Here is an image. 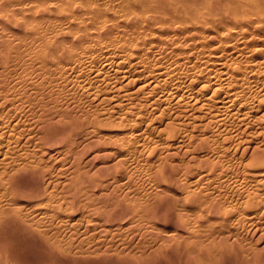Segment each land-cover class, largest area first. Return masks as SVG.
Listing matches in <instances>:
<instances>
[{
    "label": "rangeland",
    "instance_id": "obj_1",
    "mask_svg": "<svg viewBox=\"0 0 264 264\" xmlns=\"http://www.w3.org/2000/svg\"><path fill=\"white\" fill-rule=\"evenodd\" d=\"M99 3L105 9L106 8L116 9V8H120L119 5L122 4V1L99 0ZM60 16L61 15H59L58 17ZM15 17H17L18 20L20 18V16L19 17L15 16ZM58 17L54 18L56 22L53 20L45 21L48 23L47 24L45 22L40 21L42 23L40 22L39 23L36 22L37 24L34 23V25L36 24L35 28L34 26L33 28L31 26L29 27V29H22V30L21 27L19 26H13V23L10 25L8 19H5L4 21H2V23L0 21V24L2 25V27L0 25L1 28L0 35L2 36V37L0 36L2 38V39L0 38V47L2 46V44L3 45L5 44L4 46L7 49L4 50L5 49L4 46H2L1 48L6 54H4V52L0 49V51H2L4 54L3 57L6 58V59L4 58L2 59V57H0V62L2 63V64L0 63V65L1 67H3V68L0 67L1 69L0 70V190L4 191L5 186L8 187L7 192L5 191L2 193L0 192V209L8 208L12 211L10 215H4L2 214V212H0L1 215L0 237L1 239L5 237L3 241H5L6 239L9 240V241L6 240L5 243L10 242V244L12 243L14 244V246H12L13 244L11 245L12 247L9 244H7L9 245L8 247L6 244H4V242H2L4 244L3 246L5 245L7 246L9 253L14 250L13 251L14 254H12L13 252H11V254L12 256L14 255L13 257L16 259L17 263L18 264L20 263L21 264H54L53 261L57 260L58 256H60V258L62 257L61 260L62 261L65 260L66 264H264V214H263L264 213V209H263L264 208L263 207L264 206V176H261L262 172L260 169H257L255 171L249 165L251 159L264 152V88L261 89V87L264 85L263 83L264 80L261 79V78L264 79V74H261V72H263L264 70V66H263L264 64L259 66V64L264 61L263 60L264 46H262L264 45V41H261V39L262 40L264 39V32L262 30H259L258 32V29H254L253 30L254 32L251 29L250 31L253 33L245 29L244 31L239 32L235 30L236 28H233L232 29L233 31L232 30L224 31L222 29L219 30L211 29L205 32L202 31L201 32L202 34L200 33V35L199 34L196 35L197 37L195 36L196 39L195 38L192 39V37H188V38L186 37L189 41L192 42V44L194 42L195 45H197L196 47H199V49L197 48L198 50L195 49L194 51H192L190 50V48L185 47V45H187L186 42L188 40L186 41L184 35L176 34L178 35L179 37L178 38L176 35L172 34L171 32L169 33L166 30L163 31L156 30L153 32L154 34L156 33L155 36L153 37L152 35L154 34L152 32L151 34L148 31L145 34L142 33V35L145 36L143 39L148 43L150 42V44L146 45V48L147 49L149 48L148 49L149 51L145 48L147 51L142 53L145 60L144 58L143 59L140 58L142 54H139V56L138 55L135 57L132 56L128 61H125L128 58V52L124 47L127 46L129 42H132L133 39H134L133 42L138 41L137 39L138 32L130 28H126L127 23L120 22V24H122L120 26H123L122 28L124 29H122L120 26L118 27L119 30L116 29L115 35H117L116 38L118 37V39L116 40L115 44L116 43L117 44L111 47L113 50L108 49L110 48V46L108 47L107 44H106L107 48L105 45H103L105 47H103L102 51H104L106 55L111 54L114 55V57L117 56L116 57L117 59L115 60L117 61V63H119L124 59V64L122 61L120 63L121 65L119 64L120 67L118 66L117 68L115 67L117 64L116 62H114L113 66L108 65L110 68V69L108 68L109 71H112L110 73L112 78L109 77L110 74H106V73L104 74L105 76L106 75L108 76L109 79L107 78V76L105 77L108 80H110L108 81L104 79V75L102 74L101 71L99 72L100 75L99 73L98 75H96L97 74L96 69L98 65L100 66L101 64L102 67L108 64V62L105 61L106 58H102V56L100 57L99 54H96L97 52L95 53L98 56L97 59L98 60L101 59V60L100 62L98 61L96 63V66L93 65L95 64V62L93 63L91 61L92 59L89 58V59H84L86 60L83 61L84 64H82L83 62L81 63L79 61L74 62L76 64L78 63L77 65L80 64L82 67L77 66L75 64V66L77 67L76 69L79 68L78 69L79 71L78 70L70 71L72 68L70 67L69 69H67L69 71L66 70L67 71L66 73L68 75L66 73H63L61 71L62 69L58 71L59 75L58 72H55L56 73L55 74L52 71L54 68L57 69V66H60L59 64L60 61L58 60L57 62V60H55L56 61L55 62L53 60L54 57H52L55 54V51L57 50L56 46L53 43L56 41L55 39L57 38V36L54 33L60 31L61 29L64 32L67 31V33H69L68 31H71V29L72 31H76L75 33L77 34L69 33L66 35V37H69L70 41H74V40L76 41L77 39L82 37V35H84V32L79 31V25H77V22L73 23L74 25H76L73 30L72 28L74 26L73 24L69 25L70 23H68L67 21L62 22L59 20V19L62 20V18H58ZM45 24L46 27L48 26L49 28L48 27L45 28L44 26ZM39 26L42 27L40 28ZM3 27H7L9 31L6 28H4L3 30L2 29ZM47 29H49V31L51 30L50 32L53 31V34H51ZM36 30L38 31V33ZM45 30L48 32L47 35H45L46 33ZM14 31H17V33ZM119 31L121 32L119 33ZM129 31L131 33H129ZM245 31L250 33H246ZM237 32L239 33V35H237L238 34ZM149 33L151 34V37ZM208 33L212 34L210 36L213 39L209 37ZM235 33L237 36H234ZM121 34L122 35L125 34L123 35L124 40ZM243 34L246 37H244ZM247 34H250L251 37L250 35ZM40 35L41 37H39ZM52 35H55V37ZM231 35L235 39L232 38ZM23 36H25V38ZM35 36L36 37L38 36L39 38H36ZM44 36L46 37L44 38ZM126 36L129 39L131 38L129 42ZM160 36H162V39ZM198 36H200L199 39L202 38L203 40H200L199 42L197 40ZM206 36H208L209 39ZM214 36H217V39H215ZM241 36L242 39L238 38ZM19 37L20 39L18 40ZM21 37H23V39H26V41L25 40L23 41ZM155 37L157 38L155 39ZM174 37L177 38L176 41ZM180 38H182V40ZM244 38L247 40H245ZM149 39L152 41L154 39L155 42L152 44L151 41H149ZM238 39L240 40L238 41ZM27 40L33 45V49L30 43H27V45H25L26 43L24 42H28ZM42 40L44 42H42ZM119 40H122L124 42L120 41L122 44L119 42L120 44L119 45L118 44ZM157 40L158 43L164 41L169 42L173 50L174 48L175 50H178L177 49L178 47L183 52H188L190 50L191 52L187 53L188 54L187 56H189L190 58L191 56L194 55L193 53L198 54L199 56L201 55L202 56V57L200 56L201 58L198 57L200 58V60L207 59L209 56L208 55L209 53L201 54L202 50L200 49V45H203L204 44L203 42H207L208 40L212 43L216 40H218V42L219 40H221L220 42L222 41L225 42L223 46L228 51L231 50L230 52L226 50L225 53L223 51L221 54L220 52L221 50L217 51V49L219 50L221 48H224L219 46L217 41L215 42V44L217 43L216 47L214 46L215 48L209 47L212 49V52H214V49L216 50L215 52H217L215 54L212 53V56L218 58L220 55H222V58L219 57L220 60L218 59V61L214 63L215 65L213 64L211 67H215V66L216 68L222 67L225 68V70L227 69L226 71L230 73L231 72L230 70L237 68L233 66L235 65L237 66V63L238 65L241 64L242 71L243 69L245 70L243 72H245L246 76L243 73L244 77H242L241 75L235 79L236 83H238L239 82L238 80L240 79L242 82L244 81L241 86H240L241 81L238 83L239 85L237 87L233 86V88L232 85L230 86L231 88L227 87L229 86L227 85L229 83L226 82L220 81L222 83L219 84L220 82H218V84L223 85L230 90L234 89L236 91L234 92L236 94L235 95L236 98H240L242 95L246 94L245 96H242L239 100L241 101V103H243L244 99L247 100V98L249 97L247 100L248 104L246 106V108L249 109V111L244 110V112L247 111L250 112V115L248 116L249 117L252 116V117L249 118L248 116L240 113L239 115L234 114L233 117L229 118L230 119L228 121L229 123L225 121L224 122L226 124L222 123L223 126L222 124L221 126H216L211 123V125L215 126L214 128L213 126L208 125L209 121L211 122V119L209 118L211 116H207L209 114L208 112L211 111L210 108L213 109L212 108L213 105L208 107L205 106V108H207V111L205 110V108L201 109L203 110V112L202 111L199 112L200 109L198 110V112L195 110V114H194L193 112L194 110L193 111L190 110L194 108L193 106H192L193 108L190 107L194 103L193 99L192 102H190L191 98H189L190 100L188 99L189 101L188 106L186 105H184L183 107L181 106L183 110L180 107L176 108L177 106L175 105L173 106L174 104L173 102L172 104L171 103L170 104L171 107L173 106L172 107L173 109L176 108L174 109V111L171 109L170 104H168L169 106L165 104L166 107L163 104L162 106H160V108H157V110L154 109L157 107V106L155 107L156 98L158 99V97L162 98V97H166L167 95L168 96L174 95V90H172L173 88L167 84L165 86L163 80L159 81L158 83L156 82L153 83L154 73L151 72H153L152 70L156 69V66L161 65L158 62L159 60L157 61V59H155L157 56L159 57V52H160L157 46L154 47ZM79 41H81V39H79ZM209 41L207 43H209L211 46L212 43H210ZM253 41L255 42L252 43ZM19 42L21 43L20 48H19L20 45ZM236 42H238V44H236ZM250 42H251V46H250ZM180 43H182L184 47L179 45ZM187 43L189 44L190 42ZM12 45H15V47H13ZM36 45L37 47H34ZM25 46H27L28 48ZM42 46L44 47V49H42ZM232 47H238V48L233 49ZM18 48L20 49V53L22 51V54L24 56L22 54H19ZM114 48H115V52H114ZM209 48L207 49L208 51H210ZM240 48H242L244 52L247 53V55L244 52L242 53L243 50ZM25 50L26 52L24 54ZM34 50H36V52ZM175 50L173 52L174 54L168 52L170 51L169 49L166 50L165 55L166 53H168L167 55H169L170 53L169 57L167 56L168 59L174 55H175L174 57L177 58L176 54H178L179 51L175 52ZM245 50H248L249 52ZM261 50L263 54H260ZM59 51L57 52V54L59 53ZM108 51H110L111 53ZM197 51H199V53ZM12 52L14 53L12 54ZM43 52L44 54H42ZM17 53L19 54L20 58L24 57L23 62L22 59L20 60V58L17 56L18 55ZM37 53L38 54L41 53L42 55L45 56L41 58L42 55L41 54L38 55ZM116 53L117 54L119 53L118 54L119 56ZM122 53H124V56ZM145 53H147V55ZM231 53H233L234 55ZM235 53L236 54L239 53V55L237 54L238 56H236ZM241 53L242 55H240ZM26 54L28 55L26 56ZM31 54L33 55L37 54V58L39 60L40 58L43 60L39 62L42 63L43 66L42 64L38 63V60L36 59V55L32 56ZM149 54L151 55V57L149 56L150 58L148 57ZM205 54H206V58H204ZM30 55L33 58V61H35V63L38 64V65L36 64L37 67L34 65L35 63L33 61L32 62L30 61L32 60V58L30 59ZM187 56H185L186 58L184 56L180 57V59H182V62L187 63V65L185 64L186 67L185 66L183 67L188 68L192 65L196 67V65L193 64L196 61L198 62V63L196 62V64L199 65L201 64L199 63L200 60H198L196 55L192 57L191 61L190 58H188L189 60H187ZM16 57L18 58V60L16 59ZM34 57L37 60V62L36 60H34ZM231 57H233V59L237 58V60L234 61ZM13 59L15 60L14 64H13L14 62ZM226 59L227 60L230 59V62L227 61ZM89 60L91 63L89 62ZM139 60L141 61L140 63ZM142 60H144L145 62H143ZM221 60L222 61L226 60V61L224 63ZM25 61L26 63H24ZM163 61L165 60H162V62ZM43 62L46 63L44 64ZM64 62L68 63V61L66 60ZM155 62L159 64L156 65ZM19 63L20 64L23 63V64L20 65ZM27 63L33 67V71L31 70L32 67L30 69V66H28ZM89 63L91 65V68L89 66ZM137 63L138 65L136 66ZM219 63H221L220 64L221 66L218 65ZM226 63H228L230 66L227 65ZM22 65L26 66L25 69L27 70L29 69V70L26 71ZM153 65H154V69H152ZM5 66H7L11 71H13L12 69H15L14 71H17V73L16 72L14 73V71L12 73L9 69L7 70V67ZM11 66H13V68H10ZM16 66L18 68L20 66L21 67L20 69H18ZM46 66L49 68L48 69L49 72H47V70L46 71L44 70L47 69ZM49 66L53 69H50ZM228 66L230 68H228ZM43 67L44 69L42 70ZM83 67L84 68L86 67V69H83ZM260 67L263 70L262 69L258 70L256 71L257 72L256 73L255 70H257V68L260 69ZM132 68L136 69V71L132 70ZM21 69H23L24 71L22 70L21 72ZM56 69H54V71ZM116 70H118V72L120 73L125 72L127 73V75L123 76V74L120 75V73H117L118 76L115 77L116 73L114 72ZM192 70H194V72ZM196 70L197 69H190L191 72L189 73H195ZM43 71L46 75L47 73H49L50 75L54 73L56 76L54 74L53 76L57 78L48 75V77H50L48 79L47 76H45V74L42 73ZM132 71L135 73L133 74ZM181 71H183V69ZM7 72H9L8 75L13 74L14 77L13 75H9L8 78V75L7 76L4 75ZM19 73H21V75L18 76ZM60 73H62L63 75ZM258 74L260 75L258 76ZM60 76L62 78H60ZM67 76H69V78ZM99 76L102 77V79L100 78L101 80L104 79L105 81L103 80L102 82L100 80L99 82L98 79ZM249 76L250 79H248ZM19 77L20 79L21 78L22 79L20 80ZM30 77L33 78L29 80ZM63 77L64 78L66 77V79H64ZM89 77L90 78L94 77L92 81L93 84L90 81ZM52 78L54 79V83L56 84L53 83ZM78 78H80L79 80L81 82L78 80ZM55 79H58L59 81L58 80L56 81ZM63 79L66 81L70 79L71 81L69 80L66 82ZM62 80L64 81L63 84H61ZM84 80L85 83L87 81L86 84H88V86L84 84ZM129 80L132 81L130 85L129 83H127L130 82ZM134 80L136 81L133 82ZM258 80H262V82L261 81L258 82ZM77 81L80 83H78ZM94 81L96 83H94ZM97 81L99 83H97ZM29 82L34 86L33 85L31 86L30 84L31 86L30 87L28 85ZM68 82L69 83L71 82V84L75 83L76 85L68 84ZM174 82H178V80ZM248 82H250V84ZM58 83L61 85H57ZM115 83L117 86L115 85L116 87L112 89V86ZM126 83L128 86L126 85ZM82 84L86 86L84 87ZM90 84L92 85L90 86ZM97 84L99 86L101 85L100 87H103V89L97 87L98 86ZM186 84L188 86L189 81H187ZM247 84H249V88ZM26 85L28 86L26 87ZM161 85L162 88L166 87V89L167 88L168 89L166 90L165 88H163V91H161L159 89L161 88ZM63 86L65 88L64 90H62ZM80 86L81 87L83 86V88H81ZM105 86L107 87V89H105L106 88ZM123 86L125 89L122 88ZM96 87L97 89L99 88L100 91L96 90ZM68 88L69 90H71V92H68L69 91ZM88 88H90V90ZM92 88L94 89L92 90ZM216 88L217 87H215V89ZM108 89H110L111 91ZM117 89L118 90L120 89L122 94H120V92ZM51 90L53 92L55 91L54 92L55 94ZM56 90L57 91L59 90V92H57ZM84 90L87 91L88 93L87 92L85 93ZM113 90L115 91V93L113 92ZM116 90L118 92H116ZM240 90L243 92V94L242 92H240ZM246 90L249 93L248 92L246 93ZM67 92L70 93V95ZM131 92L133 93L132 96L130 95ZM157 92L159 93L157 94ZM118 93L119 96H117ZM183 93L187 95L188 89L182 90L181 92L179 91L176 92L177 96L182 95ZM238 93H240L241 95L240 94L238 95ZM51 94H53V96ZM197 94L195 92L193 94V97H196ZM122 95H124L125 97H123ZM149 95L150 97L148 100L147 96ZM113 96L117 100L119 99V101L112 98ZM120 96L125 98V101H123V99ZM130 96L133 99L130 98ZM71 97H75V98H71ZM111 98L112 100H110ZM127 99L130 101H128ZM153 99L155 100V102ZM113 100L116 101L112 103ZM239 100L238 102H240ZM75 102L78 104H82V103L83 104L82 105L76 104L77 105L76 106ZM111 103L114 106L116 105V107L115 108L112 107L113 105H111ZM117 105L118 106L121 105L122 109L120 108V106L118 108ZM248 105L249 107L251 106L250 107L251 109L248 107ZM78 106H80L79 107L80 110L77 108ZM163 107L166 109H163ZM253 107L255 108L253 109ZM100 108H102L103 111L102 109L99 110ZM76 109L79 112L76 113ZM56 110L57 111L60 110L61 113L65 112L63 116L66 119L61 115V113H58L59 111L57 112ZM82 110H84L85 112L88 111L89 118L88 117L85 118L87 113L83 114ZM90 110L92 111L91 113ZM112 110L116 112L115 113L113 112V114H111ZM184 110L185 112H187L186 110L188 111L190 110V112L186 114L183 112ZM70 111H73V113L75 112L76 114L75 113L74 114L76 116ZM104 111L108 112L110 116L108 114H105L106 116L101 115V113L103 114ZM156 111H158V113ZM97 112L99 113V115ZM134 112H137L136 114L138 117ZM204 112L208 114L207 115L205 114L206 117L203 118L202 114L204 115ZM66 113H68V115ZM93 113L95 114L93 115ZM162 113L163 114L165 113V115H163V118L161 117ZM58 114L62 117V118L60 117L61 119L59 117L56 118L57 117L56 115ZM65 114L67 117L70 116L71 120L73 119V115L75 117L74 119L77 120V118H79L77 124L75 123L76 121L73 122V120L71 121L70 119H68L70 117L67 118ZM70 114H72V116ZM190 114L192 118L187 117L188 115L190 116ZM80 115L82 117L84 115L85 116L82 118ZM126 115L129 116H127L126 118ZM139 115H141V117ZM159 115L161 116L157 119ZM209 115H211V113ZM230 115L231 114L225 117L226 121L228 117H230ZM235 115H237V117L239 116V118H237ZM175 116L177 117V119L179 117L180 118L177 120ZM95 117H99L101 119L104 118L110 119L107 121H109L112 124L101 127L100 125H95L93 123V119ZM195 117L201 119L206 118L205 120L207 121L203 119L202 120L198 119L200 120V122L202 121L201 123H199L198 120H194L197 119ZM54 118L55 120H53ZM160 118H162L163 120L162 121L159 120ZM58 119L61 120V122H59ZM62 119L65 120L62 122ZM240 119L241 120L244 119V120L241 121ZM69 120L70 122H68ZM233 121L236 122L238 121L237 122L238 124ZM240 121L242 124L240 123ZM55 122L57 123L54 125V128L48 125L49 123L50 125H53V123ZM64 122H66V124H64ZM71 122H73V125ZM67 123H70L69 124L70 126ZM74 123L78 125L77 127L79 128L74 127L75 126ZM201 124L202 126L196 127ZM66 125H68L69 127L68 126L66 127ZM47 126L50 129H56V130H50L48 129ZM61 127L64 128V129L62 128L63 130L67 129L65 130L66 132L63 131L62 129H61L62 131L59 130ZM82 127H84V129ZM92 127L93 129H91ZM87 128L88 129L90 128L89 131ZM95 128L104 130L105 134L103 133L104 134L103 135L98 131L100 135L97 132H95L94 135L93 132L95 131ZM223 128H225L226 130ZM57 130L58 133H56ZM71 130L72 132L74 131L73 134L71 133ZM174 130L177 133V137L175 138L174 135L172 134ZM45 131L49 135L45 136ZM51 131H53L56 135L57 134L58 135L52 137L50 133ZM60 131L61 133H65V135L63 134V137L61 136L62 134L60 133ZM86 131L87 134L85 135L84 133H86ZM68 133H70L71 136ZM115 134L118 135L116 136ZM101 135H103V137ZM130 135L132 136V138H130L131 137ZM49 136H51V139ZM84 136L87 138H85ZM108 136L111 139H109ZM47 137L49 138V140ZM64 137L67 140H65ZM105 137H107L108 139ZM127 137H129L130 139ZM182 137L183 139L181 140L180 138ZM184 137L186 139H184ZM207 137H211V138L213 137V138L207 139ZM125 138H127L128 140L127 139L125 140ZM121 141L123 142L122 144ZM126 141H128V143H126ZM132 142L135 143L138 142L136 144L133 143L135 144L134 146L137 149L132 147L133 146ZM124 144L126 146L129 145L130 147H127L126 149V146ZM215 146H217V148H215ZM220 147H221V151H220ZM129 148L131 150H129ZM212 148H214V151ZM222 151L223 153H221ZM127 152L129 153L127 154ZM133 153L136 155H134ZM128 157L129 159H127ZM124 158H126L127 160ZM123 159L125 161H123ZM138 160L140 162L137 163ZM25 165L29 167H26ZM24 166L27 168V170H25L26 168ZM263 166L264 163L261 162H257L255 165L256 168H260ZM17 171L20 173H18ZM16 174L17 176L22 174L28 177L26 178L20 175V177L18 178L16 177ZM28 174H31L30 177ZM14 175L17 179L14 177ZM21 177L23 179H21ZM12 178H13V182L12 180H10ZM14 180H17L18 182ZM22 180L24 183L22 182ZM198 180L200 181L199 183L196 182ZM15 182L16 183L20 182V184H16ZM9 183L12 184L10 185ZM240 183L242 186L239 185ZM235 184H237L236 186H238V188L242 191H239L238 188L235 186ZM9 186L12 187L13 190H11ZM219 187H221L222 189ZM225 187H228L229 190ZM225 189L228 190L229 193H227L228 191H225ZM230 190L233 191V194L232 191ZM225 193L227 195L229 194L228 197ZM234 194L235 197L233 196ZM212 196H214V200L210 201L212 200L211 198H213ZM220 196L221 198H219ZM240 196L241 198L239 199ZM192 198L195 200H193ZM219 199L220 200L222 199V201H219ZM244 199L246 200L245 201L246 203H244ZM207 201L208 204L206 205ZM219 202L220 203L223 202V204L220 205ZM242 202L244 203L243 206H241ZM250 202H254L252 208H250L249 205ZM222 205L224 206L223 209H222ZM201 206L203 207L201 208ZM237 207L238 209H236ZM144 208L145 210H142ZM170 209L172 211L171 214H170L171 212ZM255 212L258 214V216H256L257 214ZM243 213L245 216L241 215ZM20 215L23 218L20 217ZM26 219L28 220V222L26 221ZM32 220L35 224L32 223ZM178 221L180 225L178 224ZM29 222L30 224L31 223L32 224L30 225ZM218 222L220 223V225L218 224ZM208 223L209 225H212L211 228H209L210 226L208 225ZM13 224L14 227H12ZM7 226L10 228H8ZM20 226H21L20 230L23 229L22 230L23 232L19 231ZM38 226L40 228H38ZM26 227H29L30 229ZM35 227H37L38 229ZM190 227L192 229L194 228V230L190 229ZM24 228L30 230L31 232L28 230L27 231L24 230ZM7 229L9 230V232L7 233L9 234H6V231H8ZM44 234L46 235L47 239H45L46 238L45 236H42ZM8 235H10L11 238L13 236L14 240H11V238H9ZM162 236L164 239H162ZM167 238H169L170 240H168ZM21 240L23 241V243H21L22 242ZM50 241L54 246L51 244ZM57 241L58 243L57 245H55ZM61 241H63L64 243H62ZM61 244H63V246H61ZM49 245H51L50 247H53V249H51ZM10 247L13 250L9 249ZM45 247H47V249ZM61 247L62 248L65 247L66 249L64 250L63 248L62 250ZM66 250L67 252H65ZM61 253L64 255H62ZM55 254H58V256L56 257ZM54 256H55V260L54 258L53 260H51L52 259L51 257ZM69 258L71 259L69 260ZM18 259L21 260L20 263L18 262ZM58 260L60 259L58 258ZM66 260H68V262ZM16 261L14 262L16 263ZM57 261L55 264H65L63 262L60 261L57 262Z\"/></svg>",
    "mask_w": 264,
    "mask_h": 264
},
{
    "label": "bare ground",
    "instance_id": "obj_2",
    "mask_svg": "<svg viewBox=\"0 0 264 264\" xmlns=\"http://www.w3.org/2000/svg\"><path fill=\"white\" fill-rule=\"evenodd\" d=\"M115 1V0H114ZM122 1V4L121 5H119V7L120 8H116V9H105L104 7H102V5L99 3V0H0V21H1V23H2V21H4L5 19H8V22L10 23V25L13 23V26H19V27H21V30L22 29H29V27H31L32 26V28H33V26H34V28H35V25L37 24L36 22H40V21H42V22H45V21H50V20H53V21H55V17H58L59 15H61L60 17H58V18H62V20L61 19H59L60 21H67L68 23H70L69 25H71V24H73V23H75V22H77V25H79V31H82V32H84V35H82V37H80L79 39H81V41H79V39H77L76 41L74 40V41H70V39H69V37H66V35L67 34H71V33H74V34H77V33H75L76 31H72V29H71V31H68L69 33H67V31L66 32H64L62 29L60 30V31H57L56 33H54L56 36H57V38L55 39L56 41L55 42H53L54 43V45L56 46V48H57V50L55 51V54L52 56V55H50V56H52V57H54V61L55 60H57V62H58V60L60 61L59 62V64H60V66H57V69L56 68H54V69H56L55 71H54V69L53 68H51L50 66V69H53L52 71L55 73V72H58V71H60V69H62L61 71L63 72V73H66L67 71H69V70H67V69H69L70 67H72L71 68V70L70 71H72V70H78V69H76L77 67L75 66V64L76 63H74V62H83V61H86V60H84V59H89V58H91L92 60V62L94 63L95 62V64H93V65H95L96 66V63L99 61L100 62V60H98L97 58H98V56L96 55V54H99V56L101 57L102 56V58H106V62H108V64H106V65H104V66H102L101 67V64L100 63H98V64H100V66L98 65V67H97V69H96V75H98V73L101 71L102 72V74L104 75L105 73L106 74H110L112 71H109V66L108 65H112L113 66V64H114V62H116L117 63V61H115L117 58V56H115L114 57V55H106L105 53H104V51H102L103 50V47H105L106 46V44L108 45V47L110 46V48H108V49H111V50H113L111 47H113L114 45H116L115 44V42H116V40L118 39V37L116 38V36L117 35H115L116 34V29H118L119 30V26L120 25H122V24H120V22H123V23H127L126 24V28H130V29H132V30H134V31H136V32H138L137 33V39H138V41L137 42H133V40H132V42H129V40L131 39H129L128 37H129V35H128V44H127V46H125L124 48H126V51L128 52V58L126 59L125 57V61H128L132 56L133 57H135V56H139V54H142L143 52H145V51H147L148 49L146 48V45H148V44H150V42L148 43V42H146L143 38L145 37L144 35H142V33L143 34H145V33H147L148 31L151 33H153L154 31H156V30H161V31H163V30H166V31H168L169 33L171 32L172 34H174V35H176V34H181V35H184L185 36V38L187 37H192V39L193 38H195V36L196 35H200V33L203 31V32H205V31H208V30H211V29H222V30H224V31H231L233 28H236L235 30H237V31H239V32H241V31H244V29L245 30H251L252 29V31L254 30V29H258V32H259V30H262L263 32H264V0H121ZM39 14V15H38ZM15 16H20V18H19V20H18V18L17 17H15ZM12 17V18H11ZM17 18V19H16ZM57 20V19H56ZM42 22H40V23H42ZM56 22V21H55ZM61 22V23H62ZM34 23H36L35 25H34ZM45 23H47V22H45ZM58 23V22H57ZM60 23V24H61ZM48 24V23H47ZM1 25V24H0ZM41 25H43V24H41ZM53 25V24H52ZM74 25V24H73ZM3 26H4V24H3ZM38 26V25H37ZM45 26V28H47L46 27V24L44 25ZM56 26V25H55ZM75 26L76 25H74L72 28H73V30H74V28H75ZM1 27H2V25H1ZM40 27V26H39ZM42 27V26H41ZM40 27V28H41ZM121 28L123 27V26H120ZM4 28H6L7 30H8V28L7 27H3L2 29L4 30ZM49 28V27H48ZM53 28V27H52ZM120 28V29H121ZM1 29V28H0ZM19 29V28H18ZM38 29V28H37ZM51 29V28H50ZM55 29V28H54ZM54 29H52V30H54ZM59 29H60V27H59ZM122 29H124V28H122ZM129 29V30H130ZM6 30V31H7ZM30 30H31V28H30ZM44 30V29H43ZM48 31H49V29H47ZM76 30V29H75ZM127 30V29H126ZM125 30V31H126ZM143 30V31H142ZM5 31V32H6ZM9 31V30H8ZM37 31V30H36ZM40 31V30H39ZM46 31V30H45ZM51 31V30H50ZM49 31V32H50ZM78 31V32H79ZM124 31V30H123ZM122 31V32H123ZM215 31V30H214ZM233 31V30H232ZM261 31V32H262ZM14 32H16L17 33V31H14ZM31 32H32V30H31ZM41 32H42V30H41ZM118 32V31H117ZM121 31H119V33H120ZM219 32V31H218ZM236 32V31H235ZM246 33H250V32H247V31H245ZM254 32V31H253ZM253 32H251V33H253ZM0 33H1V31H0ZM16 33H14V34H16ZM20 33V32H19ZM36 33V32H35ZM37 33H38V31H37ZM36 33V34H37ZM51 34H53V31L52 32H50ZM125 33V32H124ZM127 33H128V31H127ZM129 33H131L130 31H129ZM149 33V34H150ZM151 33V34H152ZM164 33V32H163ZM234 33V32H233ZM238 33V32H237ZM44 34V33H43ZM48 34V32L46 31V33H45V35H47ZM50 34V35H51ZM83 34V33H82ZM126 34V33H125ZM125 34H123V35H125ZM151 34H150V37H151ZM154 34V33H153ZM156 34V33H155ZM155 34L154 35H152L153 37L155 36ZM202 34V33H201ZM209 34V33H208ZM207 34V35H208ZM225 34H227V33H225ZM224 34V35H225ZM232 34V33H231ZM241 34V33H240ZM258 34V33H257ZM21 35V34H20ZM38 35V34H37ZM55 35H52V36H54L55 37ZM73 35V34H72ZM122 35V34H121ZM123 35H122V38H123ZM157 35H158V33H157ZM210 35H212V34H209V37H211ZM221 35H223V34H221ZM237 35H239V33L237 34ZM236 35V33L234 34V36H237ZM247 35H250V34H247ZM259 35V34H258ZM257 35V36H258ZM260 35H261V33H260ZM1 36V35H0ZM27 36V35H26ZM31 36H33V35H31ZM49 36V35H48ZM51 36V37H52ZM74 36V35H73ZM73 36H72V38H73ZM120 36V35H119ZM166 36V35H165ZM165 36H163V37H165ZM177 37H178V35H176ZM175 36V37H176ZM183 36V37H184ZM220 36V35H219ZM226 36V35H225ZM243 36H244V34H243ZM253 36V35H252ZM254 36H255V33H254ZM2 37V36H1ZM0 37V38H1ZM4 37H6V36H4ZM24 38H25V36H23ZM23 37H21V39H23ZM36 37V36H35ZM34 37V38H35ZM39 37H41V35L39 36ZM38 36L36 37V38H39ZM46 36H44V38H45ZM71 37V36H70ZM125 37V38H126ZM131 37H132V35H131ZM161 37V39H162V36H160ZM167 37H169V36H167ZM166 37V38H167ZM171 37V36H170ZM174 37V38H175ZM182 37V38H183ZM197 37V36H196ZM199 37L200 36H198V41L200 42V40H203L202 38L201 39H199ZM203 37H204V34H203ZM206 37H208V36H206ZM205 37V38H206ZM209 37H208V39H209ZM215 37V39H217V36H214ZM230 37V36H229ZM231 37H232V35H231ZM244 37H246V36H244ZM250 37H251V35H250ZM250 37H247V38H250ZM260 37V36H259ZM263 37V36H262ZM261 37V38H262ZM28 38V37H27ZM30 38V37H29ZM33 38V39H34ZM148 38V37H147ZM157 37H155V39H156ZM179 38V37H178ZM182 38H180L181 40H182ZM186 38V41L188 40ZM232 38H234V37H232ZM237 38V37H236ZM238 38H240V39H242V36L241 37H238ZM253 38V37H252ZM2 39V38H1ZM20 39V37L18 38V40ZM31 39V38H30ZM32 39V40H33ZM43 39V38H42ZM48 39H49V37H48ZM87 39H88V42H87ZM120 39V38H119ZM136 39V38H135ZM176 39L177 38H175V41H176ZM184 39V38H183ZM196 39V38H195ZM211 39H213L212 37H211ZM214 39V40H215ZM235 39V38H234ZM240 39H238V41L240 40ZM245 39V38H244ZM254 39V38H253ZM252 39V40H253ZM260 39V38H259ZM5 40V39H4ZM4 40H2V41H4ZM8 40V39H7ZM26 41V39H23V41ZM35 40V39H34ZM39 40V39H38ZM44 40V39H43ZM42 40V42H44ZM53 40V39H52ZM71 40H73V39H71ZM123 40H124V38H123ZM163 40H165V39H163ZM185 40V39H184ZM184 40H183V42H184ZM191 40V39H190ZM214 40H211V41H214ZM245 40H247V39H245ZM251 40V41H252ZM255 40V39H254ZM21 41V40H20ZM28 41V40H27ZM31 41V40H30ZM51 41V40H50ZM120 41H122V40H119L118 41V44H119V42ZM149 41H151V43L153 44L154 42H155V40L153 39V41L152 40H150L149 39ZM170 41V40H169ZM179 41V40H178ZM178 41H177V43H178ZM192 41H195V40H192ZM209 41V40H208ZM207 41V42H208ZM217 41V43H218V45L219 46H221V47H224L223 45H224V43L225 42H220L221 40H219V42H218V40H216ZM216 41H214L213 43L212 42H210V43H212V45L210 46V44L209 43H207V42H203L204 44L203 45H200V49L202 50V53L201 54H203V53H209L207 56H208V58L207 59H201L202 61H203V63H202V61L200 60V58L202 57L201 55V57L198 55V54H195V53H193L194 55H198L197 56V58L198 57H200V58H198V60H200V62L199 63H201L200 65L199 64H196V62L195 63H193V64H195L196 65V67H194L193 65V68H192V66H190V67H188V68H190V69H197L196 71H195V73H189V72H191L190 71V69H188V68H185L186 67V65H187V63H184V62H182V59H180V57H185V56H187L188 54L187 53H189V52H191L190 50H192V51H194L195 49H199V47H196L197 45H195V43L193 42V44H192V42L191 41H187V42H190L189 44L186 42V44L187 45H185V47L186 48H190V50L188 51V52H183V51H181L180 49H179V47L177 48L178 50H175V48H174V50H175V52H177V51H179V53L178 54H176L177 55V58H179V59H177V58H175L174 56H171L169 59L167 58V56L169 57V55H170V53H169V55H167L168 53H166V55H165V52H166V50L167 49H169L170 51H168V52H171V53H173L174 52V50L172 49V47L170 46L171 44L169 43V42H161V43H158V40L156 41V43H155V45H154V47L155 46H157L158 48H159V59L156 57L155 59H157V61L161 64V65H159V66H156V69H154V65H153V67H152V69H154V70H152L153 72H151V73H154L153 74V83L154 82H156V83H158L159 81H161V80H163L164 82L163 83H165V86H166V84L167 85H169V86H171L173 89L172 90H174V95H172V96H166V97H162V98H160V97H158V99L156 98V105H155V107L156 108H154V109H156L157 110V108H160V106H162L163 104H164V106H165V104L166 105H168V104H172V102L174 103L173 104V106L175 105V106H177L176 108H178V107H180L181 108V106L183 107L184 105H186V106H188V104H189V101H188V99L189 98H191V100H190V102H192V99L194 100V103L190 106V107H192L193 109H190V108H188V109H190V110H194L193 112H194V114H195V110L198 112V110H199V112L200 111H202L203 112V110H201V109H203V108H205V106H212V108L213 109H211L210 108V112H208L209 114L211 113V115H209L208 113V115L205 113L206 111H207V108H205V112H204V115L202 114V117L204 118V117H206L205 116V114L207 115V116H211V117H209L210 119H211V122L209 121V126H213V125H211V123L212 124H214V125H216V126H221V124L222 123H225V122H228L230 119L229 118H231V117H233V115L234 114H238L239 115V113L240 114H243V115H246V116H248V115H250V112H248L249 111V109H247L246 108V106H247V104H248V102H247V100H248V98H247V100H245L244 99V102L243 103H241V101L239 100L242 96H245V95H242L240 98H236V94L234 93V92H236L234 89L233 90H230V89H228L227 87H230L231 85H232V88H233V86H235V87H237L239 84V82L241 81V79L240 80H238L239 82L238 83H236L235 82V79L237 78V77H239V76H241L242 75V77H244V75H245V72H243V71H245L244 69H243V71H242V67H241V64H239L238 65V63H237V66L235 65V66H233V67H237V68H235V69H233V70H230L231 72L230 73H228V71H226L225 70V68H222V67H217L216 68V66L215 67H211L215 62H217L218 61V59L220 60V58H222V55H220L218 58L217 57H214V56H212V53L213 54H215V53H217V52H215L216 50L214 49V52H212V47H216V45H217V43L215 44V42ZM243 41V40H242ZM257 41V40H256ZM261 41H264V39L262 40L261 39ZM9 42V41H8ZM10 42H11V40H10ZM39 42V41H38ZM122 42H124V41H122ZM181 42V41H180ZM227 42V41H226ZM228 42H229V40H228ZM241 42V41H240ZM245 42V41H244ZM255 41H253L252 43H254ZM5 43V42H4ZM20 43V42H19ZM24 43H26L25 45H27V43H30L29 41L28 42H24ZM35 43H37V42H35ZM34 43V44H35ZM121 43V42H120ZM176 43V42H175ZM220 43H221V45H220ZM233 43V42H232ZM235 43V42H234ZM243 43V42H242ZM31 44V43H30ZM29 44V45H30ZM43 44V43H42ZM122 44V43H121ZM157 44V45H156ZM197 44V43H196ZM208 44V45H207ZM228 44V43H227ZM230 44V43H229ZM236 44H238V42H236ZM256 44V43H255ZM259 44V43H258ZM5 45V44H4ZM3 44H2V46H4ZM10 45V44H9ZM19 45V44H18ZM17 45V46H18ZM103 45H105V46H103ZM120 45V44H119ZM179 45H181V46H183L184 47V45L182 44V43H180ZM199 45V44H198ZM233 45V44H232ZM232 45H230V46H232ZM235 45V44H234ZM244 45V44H243ZM243 45H241V46H243ZM245 45H246V43H245ZM244 45V46H245ZM2 46L0 47V49L2 48ZM13 47H15V45H12ZM20 46H21V43H20V45H19V48H20ZM31 46H32V49H33V45L31 44ZM44 46V45H43ZM42 46V49H44V47ZM225 46H226V44H225ZM238 46V45H237ZM249 46V45H248ZM250 46H251V42H250ZM252 46H254V45H252ZM259 46V45H258ZM262 46H264V45H262ZM5 47V46H4ZM25 47H27V46H25ZM24 47V48H25ZM34 47H37V45L36 46H34ZM38 47H39V45H38ZM153 47V46H152ZM209 47H211V48H209ZM214 47V48H215ZM218 47V46H217ZM18 48V49H19ZM22 48V47H21ZM28 48V47H27ZM106 48H107V46H106ZM116 48V47H115ZM115 48H114V52H115ZM147 50H146V49ZM157 48V49H158ZM210 49V51H208L207 49ZM233 49H236V48H238V47H232ZM252 48V47H251ZM4 49V48H3ZM11 49H12V47H11ZM39 49H41V48H39ZM59 49H60V51H59ZM197 49V50H198ZM217 49V48H216ZM232 49V50H233ZM240 49H242V48H240ZM245 49V48H244ZM2 50V49H1ZM4 50H7L6 49V47H5V49ZM15 50H16V48H15ZM14 50V51H15ZM200 50V51H201ZM221 50V51H220ZM227 49L224 47V48H221V49H217V51H220L221 52V54H222V52L224 51V53H225V51H226ZM237 50H239V49H237ZM243 50V49H242ZM3 51V50H2ZM2 51H0V55H2V56H0V57H2V59L4 58V59H6L5 57H3L4 56V54H6L4 51V54H3V52ZM35 52H36V50H34ZM41 51V50H40ZM39 51V52H40ZM42 51H44V50H42ZM46 51V50H45ZM59 51V53L57 54V52ZM106 51H107V49H106ZM105 51V52H106ZM125 51V52H126ZM149 51V50H148ZM228 51V50H227ZM231 51V50H230ZM230 51H228V52H230ZM245 51H248V50H245ZM2 52V53H1ZM17 52V51H16ZM18 52H19V54H22V51H21V53H20V49L18 50ZM25 52H26V50L24 51V54H25ZM37 52H38V49H37ZM97 52V53H96ZM100 52H101V54H100ZM108 52H110V51H108ZM107 52V53H108ZM150 52H151V49H150ZM153 52V51H152ZM196 52V51H195ZM198 53H199V51H197ZM219 52V53H220ZM234 52V51H233ZM237 52V51H236ZM239 52V51H238ZM244 52V50L242 51V53ZM249 52V51H248ZM250 52H252V51H250ZM260 52V51H259ZM11 53V52H10ZM14 52H12V54H13ZM96 53V54H95ZM111 53V52H110ZM191 53V54H192ZM224 53H223V55H224ZM242 53L240 54V55H242ZM244 53H246V52H244ZM18 54V53H17ZM19 54L17 55L18 57H19ZM38 54V53H37ZM37 54H31L32 56H35L36 55V59L38 60V63L39 62H41V61H43L41 58L43 57V56H45V55H42V54H44V52L41 54V53H39V54H41L42 56H41V58H40V56H39V58H40V60L37 58ZM38 54V55H39ZM114 54V53H113ZM117 54V53H116ZM119 54V53H118ZM117 54V55H118ZM123 54V56H124V53H122ZM146 55H147V53H145ZM158 54V53H157ZM174 54V53H173ZM172 54V55H173ZM184 54H186V55H184ZM192 54V55H193ZM231 54H233V53H231ZM238 55H239V53H237ZM236 53H235V55L236 56H238ZM257 54V53H256ZM260 54H263L262 53V50H261V53ZM23 55V54H22ZM21 55V56H22ZM28 54H26V56H27ZM31 55H30V59L32 58L31 57ZM127 55V54H126ZM146 55H144V56H146ZM194 55L193 56H191V58L189 57V56H187V60H189L188 58H190V61H191V59H192V57H194ZM234 55V54H233ZM244 55V54H243ZM246 55H247V53H246ZM14 56V55H13ZM24 56V55H23ZM25 56V57H26ZM119 56V55H118ZM151 57V55L149 54L148 55V57ZM218 56V55H217ZM230 56V55H229ZM232 56V55H231ZM7 57V56H6ZM85 57V58H84ZM149 57V58H150ZM155 57V56H154ZM226 57V56H225ZM228 57V56H227ZM248 57V56H247ZM264 57V56H263ZM14 58V57H13ZM20 58V57H19ZM29 58V57H28ZM120 58H121V55H120ZM123 58V57H122ZM140 58H144L143 57V54H142V56L140 57ZM147 58V57H146ZM167 58V59H166ZM186 58V57H185ZM185 58H183V59H185ZM196 58V57H195ZM196 58V59H197ZM204 58H206V54H205V57ZM232 59H233V57H231ZM16 59L18 60V58L16 57ZM22 59V62H23V59H24V57H22V58H20V60ZM29 59V60H30ZM35 59V57H34V60H36ZM119 59V58H118ZM148 59V58H147ZM194 59V58H193ZM225 59V58H224ZM14 60V59H13ZM27 60V59H26ZM28 60V61H29ZM37 60H36V62H37ZM52 60V61H53ZM68 61V63H65L64 61ZM120 60H122V59H120ZM144 60H145V58H144ZM144 60H142L143 62H145ZM162 60H165V61H163L162 62ZM181 60V61H180ZM227 60V59H226ZM225 60V61H226ZM234 61H236L237 60V58L236 59H233ZM262 60V59H261ZM264 60V59H263ZM3 61V60H2ZM31 62L33 61V58H32V60H30ZM104 61V60H103ZM111 61V62H110ZM123 61V64H124V59L122 60ZM122 61H120L119 63H117L116 64V68L119 66L120 67V63L122 62ZM138 61V60H137ZM155 61V60H154ZM168 61V62H167ZM222 61V60H221ZM225 61H222V62H224L225 63ZM227 61H229L230 62V59L229 60H227ZM232 61V60H231ZM20 62V61H19ZM34 63H35V61H33ZM56 62V61H55ZM89 62H90V60H89ZM105 62V63H106ZM141 61L139 60V63H140ZM167 62V63H166ZM189 62V61H188ZM228 62V63H229ZM262 62V61H261ZM264 62V61H263ZM260 63L259 64V66L260 65H263L264 63ZM1 63V62H0ZM15 63V60H14V62H13V64ZM24 63H26V61L24 62ZM44 64L46 63V62H43ZM73 63H74V65H73ZM87 63V62H86ZM85 63V64H86ZM91 63V62H90ZM90 63H89V66H90V68H91V65H90ZM126 63V62H125ZM156 63V62H155ZM159 63H156V65L157 64H159ZM198 63V62H197ZM228 63H226L227 65H229ZM235 63V62H234ZM240 63V62H239ZM2 64V63H1ZM12 64V63H11ZM20 64V63H19ZM21 64H23V63H21ZM20 64V65H21ZM28 64V63H27ZM26 64V65H27ZM32 64V63H31ZM36 64L37 63H35L34 65L36 66ZM39 64H42V63H39ZM58 64V63H57ZM56 64V65H57ZM78 64V63H77ZM76 64V65H77ZM82 64H84V62L82 63ZM120 64V65H119ZM186 64V65H185ZM217 64V63H216ZM221 63H219L218 65H220ZM5 65V64H4ZM8 65H10V64H8ZM7 65V66H8ZM16 65V64H15ZM25 65V64H24ZM38 65V64H37ZM134 65V64H133ZM138 65V63L136 64V66ZM215 65V64H214ZM3 66V65H2ZM7 66H5V67H7ZM17 66H18V64H17ZM16 66V67H17ZM23 66V65H22ZM28 66H30L29 64H28ZM27 66V67H28ZM42 66H43V64H42ZM41 66V67H42ZM77 66H81L80 64L79 65H77ZM86 66V65H85ZM183 66H185V67H183ZM221 66V65H220ZM230 66V65H229ZM228 66V68H230ZM264 66V65H263ZM262 66V67H263ZM0 67H1V65H0ZM9 67V66H8ZM7 67V70L9 69ZM21 67V66H20ZM20 67L18 68V69H20ZM24 67V69H25V67L26 66H23ZM31 67L32 66H30V69H31ZM37 67V66H36ZM39 67H40V65H39ZM47 67V66H46ZM45 67V68H46ZM55 67V66H54ZM59 67V68H58ZM82 67V66H81ZM132 67V66H131ZM139 67V66H138ZM145 67V66H144ZM182 67V68H181ZM211 67V68H210ZM1 68H3V67H1ZM10 68H13V66H11ZM88 68V67H87ZM89 68V69H90ZM93 68V67H92ZM96 68V67H95ZM109 68V69H108ZM124 68V67H123ZM122 68V69H123ZM125 68H127V67H125ZM134 68H135V66H134ZM213 68V69H212ZM17 69V70H18ZM35 69H37V68H35ZM34 69V70H35ZM39 69V68H38ZM44 69V67L42 68V70ZM49 68L47 67V69H44L45 71L47 70V72H49V70H48ZM82 69V68H81ZM83 69H86V67L84 68L83 67ZM183 69V71H186V72H183V71H181ZM214 69H216V70H214ZM262 68L260 67V69L259 68H257V70H255V72L256 71H258V70H261ZM1 70V69H0ZM10 70V69H9ZM13 71L15 70V69H12ZM22 70L23 69H21V72H22ZM26 71H28L27 69H25ZM32 71H33V67H32V69H31ZM67 70V71H66ZM92 70H95V69H92ZM128 70V69H127ZM132 70H135L136 71V69H133L132 68ZM263 70V69H262ZM11 71V70H10ZM9 71V72H10ZM13 71H11L12 73H13ZM19 71V70H18ZM24 71V70H23ZM31 71V72H32ZM51 71V72H52ZM79 71V70H78ZM88 71H91V70H88ZM123 71V70H122ZM125 71V70H124ZM129 71H130V69H129ZM193 72H194V70H192ZM3 72V71H2ZM9 72H7L6 74H4V75H8V73ZM10 72V73H11ZM17 73V71H14V73ZM31 72H30V74H31ZM46 72V73H47ZM52 72V73H53ZM76 72V71H75ZM75 72H73V73H75ZM94 72V71H93ZM128 72V71H127ZM133 72V71H132ZM183 72V73H182ZM254 72V71H253ZM254 72V73H255ZM261 72V71H260ZM259 72V73H260ZM24 73V72H23ZM22 73V74H23ZM42 73H44V71L42 72ZM51 73V74H52ZM53 73V74H54ZM91 73V72H90ZM114 73H116L115 74V77L116 76H118L117 75V73H120V72H118V70H116ZM135 72H133V74H134ZM243 73H244V75H243ZM257 73V72H256ZM45 74V73H44ZM53 74L52 75H50L49 73H47V75L45 74V76H47V78L49 79L50 77H48V75H50V76H52V77H55L56 75V73L54 74L55 76H53ZM60 74H62V73H60ZM67 74V73H66ZM69 74H71V73H69ZM95 74V73H94ZM102 74H101V76H102ZM121 74H123V76L124 75H127V73H125V72H123V73H120V75ZM261 74H264V70H263V72H261ZM9 75H13V74H9ZM9 75H8V78H9ZM19 75H21V73H19L18 74V76ZM43 75V74H42ZM58 75H59V72H58ZM63 75V74H62ZM61 75V76H62ZM68 75V74H67ZM79 75H82V74H79ZM85 75H87V74H85ZM84 75V76H85ZM93 75V74H92ZM96 75H95V77H96ZM99 75H100V73H99ZM114 75V74H113ZM119 75V76H120ZM130 75H132V74H130ZM257 75V74H256ZM260 74H258V76H259ZM1 76H2V74H1ZM16 76V75H15ZM18 76H17V78H18ZM60 76V78H62ZM66 76V75H65ZM70 76V75H69ZM69 76H67L68 78H69ZM88 76H89V74H88ZM107 76V75H106ZM105 75H104V79H106V80H108L109 78H108V76H107V78H105L106 77ZM142 76V75H141ZM246 76V75H245ZM257 76V77H258ZM5 77V76H4ZM13 77H14V75H13ZM23 77V76H22ZM34 77V76H33ZM33 77H30V79L29 80H31V78H33ZM73 77V76H72ZM76 77H77V75H76ZM80 77V76H79ZM109 77H111V74H110V76ZM127 77H129V76H127ZM126 77V78H127ZM46 78V77H45ZM55 78H57V77H55ZM64 78V77H63ZM81 78V77H80ZM80 78H78V80L80 79ZM85 78V77H84ZM93 78L94 77H92V78H90L89 77V79H90V81L92 82L93 81ZM98 78V77H97ZM96 78V79H97ZM102 79V77H100L99 76V82H100V80ZM112 78V77H111ZM121 78V77H120ZM163 78H166V79H163ZM256 78V77H255ZM19 79H20V77H19ZM19 79H18V81H19ZM22 79V78H21ZM20 79V80H21ZM28 79V78H27ZM53 79V78H52ZM51 79V80H52ZM64 79H66V77L64 78ZM63 79V80H64ZM92 79V80H91ZM96 79H94V80H96ZM103 79V80H104ZM114 79V78H113ZM118 79V78H117ZM125 79V78H124ZM124 79H122V80H124ZM231 79H234V80H231ZM244 79V78H243ZM242 79V80H243ZM248 79H250V76H249V78ZM247 79V80H248ZM257 79V78H256ZM262 80H264L263 78H261ZM8 80V79H7ZM56 81L58 80V79H55ZM62 80V82H61V84H63V82L64 81H66V80H64L63 81ZM70 80V79H69ZM69 80H67V81H69ZM74 80H77V79H74ZM103 80H101L102 82H103ZM121 80V79H120ZM137 80H140V79H137ZM152 80V79H151ZM178 80V82H174V81H177ZM231 80V81H230ZM245 80V79H244ZM247 80H246V82H247ZM254 80V79H253ZM262 80H258V82L259 81H261L262 82ZM33 81V80H32ZM53 81V83H54V79L52 80ZM59 81V80H58ZM66 81V82H67ZM71 81V80H70ZM80 81V80H79ZM89 81V82H90ZM105 81V80H104ZM108 81H110V80H108ZM116 81V80H115ZM127 81V80H126ZM130 81V80H129ZM136 80H134L133 82H135ZM187 81H189V85L187 86ZM220 81H222V82H226V83H229V84H227V85H229V86H227V87H225V86H223V85H219V84H221L222 82H220ZM257 81V80H256ZM78 82V81H77ZM81 82V81H80ZM80 82H78V83H80ZM90 82V83H91ZM98 81H97V83H99ZM112 82V81H111ZM117 82V81H116ZM131 82L132 81H130V82H127V83H129V85L131 84ZM152 82V81H151ZM218 82H220L219 84H218ZM244 82V81H243ZM242 81L240 82L241 84H240V86L242 85V83H243ZM257 82V83H258ZM23 83V82H22ZM21 83V84H22ZM26 83V82H25ZM34 83V82H33ZM51 83V82H50ZM86 83H87V81H86ZM85 83V80H84V84H86ZM94 83H96L95 81H94ZM109 83V82H108ZM113 83V82H112ZM112 83H111V85H112ZM127 83H126V85H127ZM249 84H250V82H248ZM264 83V82H263ZM24 84V83H23ZM30 82H29V86H30ZM54 84H56V83H54ZM61 84H57V85H61ZM65 84H67V83H65ZM68 84H71V82L69 83L68 82ZM73 84V83H72ZM71 84V85H72ZM92 84H93V82H92ZM92 84H90V86L92 85ZM245 84V83H244ZM249 84H247L248 85V88H249ZM256 84V83H255ZM28 85H26V87L28 86ZM33 84H31V86H32ZM73 85H76L75 83L73 84ZM78 85V84H77ZM83 85V84H82ZM87 86H88V84H86ZM86 85H83L84 87L86 86ZM98 85V84H97ZM107 85H110V84H107ZM106 85V86H107ZM116 85V83L112 86V89L114 88V87H116L115 86ZM133 85V84H132ZM157 85V84H156ZM185 85V86H184ZM219 85V86H218ZM259 85H260V83H259ZM24 86V85H23ZM30 86V87H31ZM34 86V85H33ZM54 86V85H53ZM64 86H67V85H64ZM64 86L62 87L63 89L62 90H64L65 88H64ZM83 86L81 87V88H83ZM101 86V85H100ZM99 85L97 86V87H99L100 89L102 88L103 89V87H100ZM105 86V87H106ZM128 86V85H127ZM154 86H155V84H154ZM168 86V87H169ZM187 86V87H186ZM244 86V85H243ZM246 86V85H245ZM55 87V86H54ZM58 87V86H57ZM72 87V86H71ZM78 87V86H77ZM97 87H96V90H99V88L97 89ZM108 87H110V86H108ZM130 87V86H129ZM156 87H158V86H156ZM184 87H185V89L187 90L188 89V94L186 95V94H182V95H179V96H177V94H176V92H181L182 90H185L184 89ZM215 87H217L216 89H215ZM56 88V87H55ZM67 88V87H66ZM80 88V89H81ZM122 88H124V86L122 87ZM121 88V89H122ZM127 88V87H126ZM161 88H162V85H161ZM161 88H159L161 91H163V88H165L166 89V87H163L162 89ZM231 88V87H230ZM262 88H264V85L261 87V89ZM25 89V88H24ZM89 90H90V88H88ZM94 88H92V90H93ZM105 89H107V87L105 88ZM104 89V90H105ZM111 89V88H110ZM110 89H108V90H110ZM111 89V90H112ZM125 89V88H124ZM168 89V88H167ZM166 89V90H167ZM170 89V88H169ZM243 89V88H242ZM247 89V88H246ZM252 89V88H251ZM27 90V89H26ZM68 90H69V88H68ZM110 90V91H111ZM118 90V89H117ZM116 90V92H120V94H122L121 93V90L119 89L118 91ZM128 90V89H127ZM126 90V91H127ZM158 90V89H157ZM194 90H197V91H194ZM244 90V89H243ZM23 91V90H22ZM25 91V90H24ZM52 91V90H51ZM57 91V90H56ZM61 91V90H60ZM85 91V90H84ZM100 91V90H99ZM107 91V90H106ZM131 91V90H130ZM238 91V90H237ZM250 91V90H249ZM53 92V91H52ZM55 92V91H54ZM53 92V93H54ZM57 92H59V90L57 91ZM62 92H64V91H62ZM68 92H71V90H69ZM67 92V93H68ZM74 92V91H73ZM87 91H85V93H86ZM104 92V91H103ZM108 92V91H107ZM113 92L115 93V91L113 90ZM123 92V91H122ZM124 92H125V90H124ZM128 92V91H127ZM134 92V91H133ZM160 92V91H159ZM159 92H157V94L159 93ZM164 92H165V90H164ZM196 92V94H197V96L196 97H193V94ZM240 92H242L241 90H240ZM248 91L246 90V93H247ZM64 93H66V92H64ZM88 93V92H87ZM97 93H98V91H97ZM156 93V92H155ZM162 93V92H161ZM245 93V92H244ZM249 93V92H248ZM55 94V93H54ZM57 94V93H56ZM60 94V93H59ZM69 95H70V93H68ZM68 94H66V95H68ZM73 94V93H72ZM71 94V95H72ZM75 94V93H74ZM100 94H102V93H100ZM100 94H98V95H100ZM132 92L130 93V95L132 96ZM144 94V93H143ZM148 94V93H147ZM157 94H156V96H157ZM171 94V93H170ZM240 93H238V95H239ZM242 94H243V92H242ZM52 96H53V94H51ZM129 95V94H128ZM162 95V94H161ZM163 95H165V94H163ZM241 95V94H240ZM251 95V94H250ZM249 95V96H250ZM117 96H119V93H118V95ZM123 97H125L124 95H122ZM122 96H120L122 99H123V101H125V98H123ZM127 96V95H126ZM130 96V98H132ZM152 96V95H151ZM76 97V96H75ZM75 97H71V98H75ZM119 97V98H120ZM149 97H150V95L149 96H147V98H148V100H149ZM153 97V96H152ZM235 97V98H234ZM237 97H239V96H237ZM70 98V97H69ZM85 98V97H84ZM112 98H114V96L112 97ZM112 98L110 99V100H112ZM118 98V97H117ZM114 99H116V98H114ZM133 99V98H132ZM132 99H131V101H132ZM243 99V98H242ZM71 100V99H70ZM75 100V99H74ZM74 100H72V101H74ZM117 100V99H116ZM116 100H113L112 101V103L114 102V101H116ZM128 100V99H127ZM152 100V99H151ZM154 100V99H153ZM238 100L240 101V102H238ZM107 101H109V100H107ZM117 101H119V99L117 100ZM128 101H130V100H128ZM109 102H111V101H109ZM154 102H155V100H154ZM72 103V102H71ZM80 103V102H79ZM111 103V105H113ZM116 103V102H115ZM210 103H212V104H210ZM82 105V104H78V103H76L75 102V105ZM171 104H170V107H171ZM191 104V103H190ZM71 105H74V104H71ZM76 105V106H77ZM249 105H250V103H249ZM249 105H248V107H249ZM87 106V105H86ZM118 106V105H117ZM120 106V108H121V105H119ZM119 106H118V108H119ZM169 106V105H168ZM172 106V107H173ZM253 106V105H252ZM71 107V106H70ZM80 106H78L77 108L80 110V108H79ZM88 107V106H87ZM86 107V108H87ZM112 107H116V105L114 106H112ZM166 107V106H165ZM171 107V109L174 111V109H176V108H172ZM251 107V106H250ZM249 107V108H250ZM73 108H74V106H73ZM84 108V107H83ZM102 108H104V107H102ZM102 108H100L99 110H101ZM140 108V107H139ZM138 108V109H139ZM255 107H253V109H254ZM85 109V108H84ZM89 109V108H88ZM87 109V110H88ZM96 109V108H95ZM112 109V108H111ZM110 109V110H111ZM122 109V108H121ZM137 109V108H136ZM154 109H152V110H154ZM163 109H166V108H164L163 107ZM163 109H162V112H163ZM167 109H169V108H167ZM182 109V108H181ZM185 109H187V108H185ZM251 109V108H250ZM252 109V110H253ZM71 110H73V109H71ZM108 110V109H107ZM107 110H105V111H107ZM120 110V109H119ZM161 110V109H160ZM171 110V111H172ZM183 110V109H182ZM190 110L188 111V110H186L187 112H185V110L183 111L184 113H189L190 112ZM244 110H248L247 112H244ZM57 111V110H56ZM55 111V112H56ZM59 111V112H58ZM57 112L58 113H61L60 112V110H58ZM68 111H69V109H68ZM83 111V114H86V116H85V118H87L88 117V111L87 112H85L84 110H82ZM102 111H103V109H102ZM103 112V114L101 113V115H105V114H108V112ZM167 111V110H166ZM56 112V113H57ZM67 112V111H66ZM70 112H72L73 113V111H70ZM77 112H79V111H77V109H76V113ZM85 112V113H84ZM92 111L90 110V113H91ZM94 112V111H93ZM96 112V111H95ZM99 112V111H98ZM97 112V113H98ZM101 112V111H100ZM112 113L111 114H113V112H114V110H112L111 111ZM116 112V111H115ZM114 112V113H115ZM117 112H119V111H117ZM157 113H158V111H156ZM161 112V111H160ZM183 112H181V113H183ZM252 112V111H251ZM55 113V114H56ZM64 113L65 112H63V113H61V115L63 116L64 115ZM75 113V112H74ZM73 113V114H74ZM75 113V114H76ZM135 114L137 113V112H134ZM168 113V112H167ZM67 115H68V113H66ZM66 114H65V116H66ZM74 114V115H75ZM79 114H81V113H79ZM82 114V115H83ZM95 113H93V115H94ZM119 114V113H118ZM133 114V113H132ZM134 114V115H135ZM175 114V113H174ZM229 114H231L230 115V117H228V119H227V121L225 120L226 118V116L227 115H229ZM71 116H72V114H70ZM74 115H73V122H75L76 124H77V121H78V119L79 118H77V120L76 119H74L75 117H74ZM78 115V114H77ZM92 115V114H91ZM92 115V116H93ZM98 115H99V113H98ZM109 115V114H108ZM142 115V114H141ZM141 115H139L140 117H141ZM162 115V116H161ZM161 115H159L158 117H157V119L161 116L162 118H163V115H165V113L163 114H161ZM178 115V114H177ZM192 115H193V113H192ZM57 116V117H56ZM55 117L56 118H60L61 116L58 114V115H56ZM76 116V115H75ZM79 116V115H78ZM81 116V115H80ZM83 116V117H84ZM96 116V115H95ZM106 116V115H105ZM110 116V115H109ZM127 116H129V115H126V118H127ZM136 116H137V114H136ZM143 116V115H142ZM187 116V115H186ZM185 116V117H186ZM236 117H237V115H235ZM64 117V116H63ZM67 117V116H66ZM68 117H70V116H68ZM67 117V118H68ZM82 117V116H81ZM82 117V118H83ZM138 117V116H137ZM165 117V116H164ZM188 118H190L191 117V114H190V116L188 115L187 116ZM194 117V116H193ZM245 117V116H244ZM249 117V116H248ZM250 117H252V116H250ZM249 117V118H250ZM62 118V117H61ZM60 118V119H61ZM65 118V117H64ZM89 118V117H88ZM128 118H130V117H128ZM162 118H160L159 120H163ZM175 118L177 119V117L175 116ZM180 118V117H179ZM178 118V119H179ZM192 118V117H191ZM195 118H197V119H194V120H198V119H201V118H198V117H195ZM202 118V119H203ZM208 118V119H209ZM237 118H239V116L237 117ZM66 119V118H65ZM64 119V120H65ZM68 119H70L71 120V117L70 118H68ZM91 119V118H90ZM177 119V120H178ZM201 119V120H202ZM206 119V118H205ZM205 119H203V120H205ZM245 119V118H244ZM243 119V120H244ZM246 119H247V117H246ZM53 120H55V118L53 119ZM63 119H62V122L64 121ZM70 120L68 121V122H70ZM71 120V121H72ZM81 120V119H80ZM84 120H86V119H84ZM88 120V119H87ZM107 120H110V119H101V118H99V117H95L94 119H93V123L95 124V125H100V127L101 126H107V125H110V124H112V123H110L109 121H107ZM181 120V119H180ZM212 120H214V121H212ZM234 120H237V119H234ZM241 120V119H240ZM243 120H241V121H243ZM58 121L59 122H61V120H59L58 119ZM67 121V120H66ZM91 121V120H90ZM205 121H207V120H205ZM225 121V122H224ZM241 121H240V123H241ZM54 122V121H53ZM73 122H71L72 123V125H73ZM80 122V121H79ZM78 122V123H79ZM82 122V121H81ZM86 122V121H85ZM198 122L199 123H201L200 122V120H198ZM233 122H236V121H233ZM238 122V121H237ZM236 122V123H237ZM57 122H55V123H53V125H50V123L48 124L49 126H51V127H53L54 128V125L56 124ZM74 123V124H75ZM91 123V122H90ZM205 123H207V122H205ZM229 123V122H228ZM51 124H52V122H51ZM63 124V123H62ZM64 124H66V122H64ZM63 124V125H64ZM68 125L70 124V123H67ZM75 124V126L74 127H76V128H79V127H77L78 125H76ZM80 124V123H79ZM83 124V123H82ZM81 124V125H82ZM89 124V123H88ZM204 124V123H203ZM226 124V123H225ZM224 124V125H225ZM238 124V123H237ZM242 124V123H241ZM68 125H66V127L68 126ZM91 125V124H90ZM89 125V126H90ZM206 125V124H205ZM70 126V125H69ZM68 126V127H69ZM80 126V125H79ZM84 126V125H83ZM92 126V125H91ZM200 126H202V124L201 125H198V126H196V127H200ZM222 126H223V124H222ZM7 127V126H6ZM48 127V126H47ZM56 127H57V125H56ZM55 127V128H56ZM214 128H215V126H213ZM226 127V126H225ZM63 127H61L60 129L59 128H57V129H59V130H61ZM83 129H84V127H82ZM202 128H204V127H202ZM210 128V127H209ZM219 128V127H218ZM48 129H50L49 127H48ZM64 129V128H63ZM62 129V130H63ZM69 129V128H68ZM80 129H81V127H80ZM80 129H79V131H80ZM88 129V128H87ZM90 129V128H89ZM89 129H88V131H89ZM91 129H93V127L91 128ZM177 129V128H176ZM223 129H225V128H223ZM50 130H56V129H50ZM61 130V131H62ZM65 130H67V129H65ZM65 130H63V131H65ZM75 130V129H74ZM226 130V129H225ZM46 131H47V128H46ZM46 131H45V136L46 135H49L48 133H46ZM61 131H60V133H61ZM92 131V130H91ZM91 131H90V133H91ZM101 133V134H103L104 133V130H102V129H99V128H95V131L93 132L94 133V135H95V132H97V133H99V132ZM220 131H223V130H220ZM66 132V131H65ZM68 132V131H67ZM69 132H70V130H69ZM74 132V131H73ZM73 132H72V130H71V133L73 134ZM85 132V131H84ZM51 133V135H52V137H54L56 134L53 132V131H51L50 132ZM56 133H58V130L56 131ZM59 133V134H60ZM96 133V134H97ZM100 133H99V135H100ZM62 134V135H61ZM60 135L63 137V134L65 135V133H61ZM69 135H70V133H68ZM85 135L87 134V131H86V133H84ZM105 134V133H104ZM103 134V135H104ZM172 134L174 135V138L175 137H177V133H176V131L174 130L173 132H172ZM58 135V134H57ZM56 135V136H57ZM59 135V136H60ZM89 135V134H88ZM103 135H101L102 137H103ZM109 135H111V134H109ZM116 135V134H115ZM118 135V134H117ZM116 135V136H117ZM186 135V134H185ZM213 135H214V133H213ZM71 136V135H70ZM114 136V135H113ZM131 136V135H130ZM129 136V137H130ZM216 136V135H215ZM214 136V137H215ZM50 137V139H51V136H49ZM77 137V136H76ZM85 137V136H84ZM93 137V136H92ZM100 137V136H99ZM110 137H112V136H110ZM129 137H127V138H129ZM134 137V136H133ZM181 137V136H180ZM48 138V137H47ZM65 138V137H64ZM75 138V137H74ZM85 138H87V137H85ZM101 138V137H100ZM105 138H107V137H105ZM108 138H109V136H108ZM107 138V139H108ZM127 138H125V140L127 139ZM130 138H132V136L130 137ZM129 138V139H130ZM186 138H187V136H186ZM185 137H184V139H186ZM209 138H211V137H207V139H209ZM213 138V137H212ZM211 138V139H212ZM216 138V137H215ZM218 138V137H217ZM72 139V138H71ZM84 139V138H83ZM109 139H111V138H109ZM113 139V138H112ZM137 139V138H136ZM136 139H134V140H136ZM140 139V138H139ZM181 140L183 139V137L182 138H180ZM47 140V139H46ZM48 140H49V138H48ZM65 140H67L66 138H65ZM117 140V139H116ZM121 140V139H120ZM119 140V141H120ZM128 140V139H127ZM132 140V139H131ZM178 140V139H177ZM180 140V141H181ZM111 141V140H110ZM115 141V140H114ZM123 141V140H122ZM121 141V144L124 142H122ZM139 141V140H138ZM209 141V140H208ZM217 141V140H216ZM116 142V141H115ZM114 142V143H115ZM210 142V141H209ZM126 143H128V141H126ZM130 143H131V141H130ZM130 143H129V145H130ZM133 143H135V142H132V147H134V148H136L134 145L136 144V143H138V142H136L135 144H133ZM175 143H178V142H175ZM200 143V142H199ZM216 143V142H215ZM119 144V143H118ZM120 144V145H121ZM209 144V143H208ZM125 145V144H124ZM126 146V149H127V147H130V146ZM174 145V144H173ZM201 146H203V145H201ZM205 146V145H204ZM208 146V145H207ZM206 146V147H207ZM218 146H219V143H218ZM117 147V146H116ZM122 147V146H121ZM137 147H138V144H137ZM205 147V148H206ZM215 148H217V146H215ZM219 148V147H218ZM125 149V150H126ZM137 149V148H136ZM213 149V151H214V148H212ZM129 150H131L130 148H129ZM134 150V149H133ZM222 150H223V147H222ZM135 151V150H134ZM219 151V150H218ZM220 151H221V147H220ZM215 152H216V149H215ZM118 153V152H117ZM129 152H127V154H128ZM218 153H220V152H218ZM221 153H223V151L221 152ZM130 154H131V152H130ZM134 154V153H133ZM123 155V154H122ZM134 155H136V154H134ZM121 156V155H120ZM123 157V156H122ZM127 157V156H126ZM130 157H132V156H130ZM134 157V156H133ZM124 159H126V158H124ZM123 159V161H125ZM127 159H129V157L127 158ZM126 159V160H127ZM134 160H135V158H134ZM122 161V160H121ZM138 162H140L139 160L137 161V163ZM257 162H261V163H264V152H262L260 155H258V156H255L253 159H251V161H250V163H249V165L251 166V168L253 169V170H257V169H260L261 170V172H262V175L261 176H264V166L263 167H260V168H256L255 167V165H256V163ZM135 163V162H134ZM138 165V164H137ZM26 166V165H25ZM24 166V167H25ZM139 166V165H138ZM23 167V168H24ZM26 167H29V166H26ZM25 167V168H26ZM20 168V167H19ZM19 170V169H18ZM25 170H27V168L25 169ZM18 172V171H17ZM24 172V171H23ZM18 173H20V172H18ZM20 175H22V174H20ZM20 175L19 176H17V174H16V177H20ZM26 175V174H25ZM29 175V177H30V175L31 174H28ZM23 177H26V176H24V175H22ZM11 177V176H10ZM14 177H15V175H14ZM13 177V178H14ZM15 177V178H16ZM28 177V176H27ZM26 177V178H27ZM13 178L12 179H10V180H12V182H13ZM17 179V178H16ZM21 179H23L22 177H21ZM14 181H17V180H14ZM6 182V181H5ZM9 182V181H8ZM11 182V181H10ZM18 182V181H17ZM22 182H23V180H22ZM197 183H199L200 181L198 180V181H196ZM236 182H238V181H236ZM16 183V182H15ZM24 183V182H23ZM10 185L12 184V183H9ZM16 184H20V182L19 183H16ZM238 184V183H237ZM237 184H235V186L237 185ZM243 184V183H242ZM239 185H241V183L239 184ZM13 186V185H12ZM15 186V185H14ZM16 186H18V185H16ZM242 186V185H241ZM241 186H239V187H241ZM245 186V185H244ZM243 186V187H244ZM10 187V186H9ZM232 187V186H231ZM231 187H230V189H231ZM237 188H238V186H236ZM243 187H242V189H243ZM11 188V190H13V188L12 187H10ZM17 188V187H16ZM219 188H221V187H219ZM225 188H227L228 189V187H225ZM234 188V187H233ZM8 187L7 186H5V189H4V191L5 192H7L8 190ZM15 189V188H14ZM222 189V188H221ZM236 189V188H235ZM229 190V189H228ZM228 190H226L225 189V191H228ZM237 190V189H236ZM238 190L239 191H242V190H240L239 188H238ZM3 190H0V192L2 193V192H4ZM230 191H232V190H230ZM235 191V190H234ZM239 191H236V192H239ZM224 192V191H223ZM222 192V193H223ZM221 193V192H220ZM227 193H229V191L227 192ZM242 193V192H241ZM203 194V193H202ZM226 194V193H225ZM231 194V193H230ZM232 194H233V191H232ZM237 194V193H236ZM243 194V193H242ZM204 195V194H203ZM222 195V194H221ZM227 195V194H226ZM225 195V196H226ZM229 195V194H228ZM228 195H227V197H228ZM238 195H239V193H238ZM223 196V195H222ZM231 196V195H230ZM234 197H235V194L233 195ZM232 196V197H233ZM213 198H211L212 200H210V201H213L214 200V196H212ZM216 197V196H215ZM224 197V196H223ZM222 197V198H223ZM246 197H248V196H246ZM210 198V197H209ZM219 198H221V196L219 197ZM237 198H238V196H237ZM241 198V196L239 197V199ZM193 199V198H192ZM198 199V198H197ZM225 199V198H224ZM223 199V200H224ZM247 199V198H246ZM258 199H261V198H258ZM193 200H195V199H193ZM205 200V199H204ZM215 200H216V198H215ZM217 200H218V198H217ZM263 200V199H262ZM206 201V200H205ZM209 201V202H210ZM219 201H222V199L220 200L219 199ZM246 200L244 199V203H246L245 202ZM261 201V200H260ZM263 202V201H262ZM220 203V202H219ZM244 203L242 202L241 204V206H243L244 205ZM208 204V201L206 202V205ZM221 204H223V202L222 203H220V205ZM253 204H254V202H250V208H252L253 207ZM263 204V203H262ZM135 205V204H134ZM132 206H133V204H132ZM241 206H238V207H241ZM131 207V206H130ZM135 207V206H134ZM203 206H201V208H202ZM217 207V206H216ZM223 205H222V209H223ZM238 207L236 208V209H238ZM264 207V206H263ZM245 208V207H244ZM244 208H242V209H244ZM129 209V208H128ZM240 209V208H239ZM264 209V208H263ZM132 210V209H131ZM142 210H145V208L144 209H142ZM142 210H141V212H142ZM147 210H149V209H147ZM224 210H225V208H224ZM241 210V209H240ZM261 210V209H260ZM130 211V210H129ZM170 211H171V209H170ZM213 211V210H212ZM223 211V210H222ZM242 211V210H241ZM0 212H2V214H4V215H10V213L12 212L10 209H8V208H1L0 209ZM172 213V211L170 212V214ZM178 213V212H177ZM176 213V214H177ZM219 213V212H218ZM256 213V212H255ZM254 213V214H255ZM19 214V213H18ZM133 214V213H132ZM240 214V213H239ZM238 214V215H239ZM252 214V213H251ZM257 214V213H256ZM255 214V215H256ZM264 214V213H263ZM263 214H262V217H263ZM136 215V214H135ZM241 215H244V213L243 214H241ZM248 215V214H247ZM246 215V216H247ZM240 216V215H239ZM245 216V215H244ZM256 216H258V214L256 215ZM260 216H261V214H260ZM20 217H22L21 215H20ZM242 217V216H241ZM23 218V217H22ZM21 218V219H22ZM178 218V217H177ZM245 218V217H244ZM255 218V217H254ZM253 218V219H254ZM250 219V218H249ZM253 219H251V220H253ZM256 219H258V218H256ZM3 220V219H2ZM26 221L28 222V220L26 219ZM25 221V222H26ZM31 221V220H30ZM0 222H1V215H0ZM24 222V223H25ZM32 223H34L33 222V220H32ZM31 223V224H32ZM209 223H211V222H209ZM209 223H208V225H209ZM222 223V222H221ZM9 224H10V222H9ZM27 224V223H26ZM29 224H30V222H29ZM30 224V225H31ZM35 224V223H34ZM178 224L180 225V223H179V221H178ZM217 224V223H216ZM218 224L220 225V223L218 222ZM217 224V225H218ZM1 226V225H0ZM12 226V225H11ZM33 226V225H32ZM210 227L209 228H211V226L212 225H209ZM8 227V226H7ZM12 227H14V224H13V226ZM11 227V228H12ZM25 227V226H24ZM8 228H10V227H8ZM26 228H28V229H30L29 227H26ZM26 228H24V230H28V229H26ZM35 228H37V227H35ZM38 228H40L39 226H38ZM37 228V229H38ZM206 228H207V225H206ZM208 228V229H209ZM3 229H5V228H3ZM21 229V226L19 227V231L21 232L22 230H20ZM190 229H192L191 227H190ZM8 230V229H7ZM18 230V229H17ZM40 230V229H39ZM192 230H194V228L192 229ZM207 230V229H206ZM28 231H30V230H28ZM152 231V230H151ZM203 231H204V229H203ZM7 232H9V230L8 231H6V234H9V233H7ZM23 232V231H22ZM25 232V231H24ZM31 232V231H30ZM29 232V233H30ZM33 232V231H32ZM41 232H42V230H41ZM175 232V231H174ZM193 232V231H192ZM23 234V233H22ZM41 234V233H40ZM177 234V233H176ZM4 235V234H3ZM10 235H12V234H10ZM10 235H8L9 236V238H11V236ZM167 235V234H166ZM172 235H175V234H172ZM7 236V235H6ZM42 236H45L46 237V235L44 234V235H42ZM168 236V235H167ZM170 236V235H169ZM4 237V236H3ZM166 237V236H165ZM7 238V237H6ZM3 239H5V237L3 238ZM3 239H1V237H0V264H18L17 263V261H16V259L12 256V254H14V250L11 248L12 246H14V244L12 245V244H10V242H6L5 243V241L7 240H5V241H3ZM45 239H47V237L45 238ZM162 239H164L163 238V236H162ZM168 240H170L169 238H167ZM167 239H166V242H167ZM11 240H14V237L12 236V238H11ZM7 241H9V240H7ZM22 241V240H21ZM48 241V240H47ZM52 241V240H51ZM50 241V242H51ZM54 241V240H53ZM2 242H4V244H9L11 247L9 248V249H12L13 251H11V252H13L12 254H11V252L9 253V250L7 249V246L9 247V245H5V246H3L4 244L2 243ZM15 242V241H14ZM62 243H64L63 241H61ZM21 243H23V241L21 242ZM57 243H58V241L56 242V244L55 245H57ZM51 244H52V242H51ZM20 245V244H19ZM18 245V246H19ZM53 245V244H52ZM68 245V244H67ZM66 245V246H67ZM16 246V245H15ZM21 246V245H20ZM51 245H49V247H50ZM54 246V245H53ZM61 246H63V244H61ZM65 246V247H66ZM69 246V245H68ZM67 246V247H68ZM65 247H63L64 248V250L66 249ZM15 248H18V247H15ZM46 249H47V247H45ZM51 249H53V247H50ZM63 248L61 247V249L63 250ZM50 249V250H51ZM16 250V249H15ZM68 250V249H67ZM67 250L65 251V252H67ZM53 251V250H52ZM19 252V251H18ZM16 253V252H15ZM52 253V252H51ZM64 253V252H63ZM18 254V253H17ZM16 254V255H17ZM62 254V253H61ZM65 254V253H64ZM64 254H62V255H64ZM23 255V254H22ZM21 255V256H22ZM56 255V257L58 256V254H55ZM19 256V255H18ZM20 256V257H21ZM68 257V256H67ZM52 259L51 260H53V258H54V260H55V256L54 257H51ZM58 258L61 260L62 259V257L60 258V256H58ZM58 258H57V260H58ZM21 259V258H20ZM20 259H18V262L20 263ZM67 259V258H66ZM71 258H69V260H70ZM57 260H55V261H53L54 262V264L56 263V261ZM60 260H58V261H60ZM11 261V262H10ZM14 261H16V263L14 262ZM57 261V262H58ZM67 262H68V260H66ZM148 261H150V260H148ZM24 262V261H23ZM60 262H63V263H65L66 264V262H65V260L64 261H60ZM151 263V262H150ZM21 264V263H20Z\"/></svg>",
    "mask_w": 264,
    "mask_h": 264
}]
</instances>
